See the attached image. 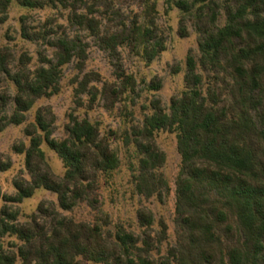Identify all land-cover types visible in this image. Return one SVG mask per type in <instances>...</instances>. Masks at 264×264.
Masks as SVG:
<instances>
[{
  "label": "trees",
  "instance_id": "16d2710c",
  "mask_svg": "<svg viewBox=\"0 0 264 264\" xmlns=\"http://www.w3.org/2000/svg\"><path fill=\"white\" fill-rule=\"evenodd\" d=\"M135 1L138 9L109 29L119 15L111 0H0V24L10 2L52 9L34 24L29 13L18 16L19 37L39 46L34 59L26 48L16 52L0 42V131L21 125L24 135L11 143L22 166L11 190L0 192V264H264V0H162L163 13L177 10L175 32L194 34L183 66L170 65L171 72L181 69L182 87L165 105L150 98L133 123L101 130L86 112L73 110L92 109L100 99L105 109L125 106L129 93L161 86L156 75L137 79L117 56V47H126L147 64L164 48L157 0ZM67 24L78 32H67ZM84 35L116 56L113 77L82 72ZM69 62L75 69L68 79L73 106L54 135L49 104H37L31 118L27 112L38 98L59 90ZM158 130L174 133L179 157L170 242L164 218L144 204L134 208L135 228L111 223L99 207V179L120 165L115 140L133 157L126 164L133 192L164 200L169 185L160 169L165 154L155 141ZM42 144L59 158L60 172ZM10 165L9 155L0 152V171ZM37 188L54 198L37 200L18 219L11 204ZM81 203L92 211L90 218L65 212Z\"/></svg>",
  "mask_w": 264,
  "mask_h": 264
},
{
  "label": "rangeland",
  "instance_id": "374dc122",
  "mask_svg": "<svg viewBox=\"0 0 264 264\" xmlns=\"http://www.w3.org/2000/svg\"><path fill=\"white\" fill-rule=\"evenodd\" d=\"M112 7L116 9L119 15L115 16V21L108 24L109 29H114L118 24L119 17L125 19L130 10L138 9L135 0H111ZM162 0H157L156 9L158 17L156 18L161 33L165 36L164 48L157 56L151 59L147 64H143L132 51L126 47H117V55L120 59L122 67L127 71H131L137 79H148L152 75H156L161 82V86L156 90H139L137 94L129 93L130 97L125 99V106H121L119 102L115 104L112 109H105L100 105L102 99L92 109L84 111L82 107H78L73 112L81 116L86 112L91 120H96L101 127V130L109 128L117 129L127 126L138 119L142 111H145V105L148 104L150 98H157L160 104L165 105L168 101L169 95L179 91L182 87L181 69L177 72H171L170 65L178 64L183 66V59L187 48L195 47V40L193 32L187 35L180 36L175 32L177 10L172 7L167 12L162 11ZM21 13H29L28 19L31 24L41 20L46 14L52 13L49 8H26L10 2L7 17L0 24V42H9V44L18 52L21 48H26L32 54L34 59L35 48L39 46L37 43L27 41L18 35V16ZM58 21H63V17L57 15ZM107 26V25H106ZM65 30L71 33L78 32L73 26H65ZM105 28V27H104ZM108 29V28H107ZM79 33H84L79 31ZM86 42L85 51L86 59L82 72L87 69L97 70L104 78H111L114 76L112 61L116 56H111L105 47L99 45L98 39L92 35H84ZM50 47L47 46V51ZM116 55V54H115ZM73 63H67L63 68V75L60 80L59 90L46 97L38 98L35 104L28 110L27 117L31 118L33 110L37 104H49L51 110L55 115L56 127L53 130L54 135H59L61 132V123L66 120L67 112L73 106L72 92L69 84V76L75 71ZM21 125L9 124L0 131V152L6 153L11 159V165L0 171V192H8L11 190V178L17 172L18 168L22 166L21 154L15 153L11 149V143L15 142L17 138H23L24 135L20 129ZM155 141L157 145L163 150L165 160L160 169L163 171L169 190L163 201H158L155 198L144 200L133 192L131 182L129 180V170L126 167L127 159L133 160L131 154L120 145L119 140H115L118 144V154L120 156V165L117 169L111 171L106 177L99 179V207L109 216L110 222H122L131 227H136L134 208L138 205H146L151 208L154 216H162L167 224L166 241H172V214H173V178L178 166V153L175 148V137L173 132L166 130H158L155 132ZM113 143V142H112ZM45 157L50 166L55 172H60L62 167L59 158L56 154L42 144ZM3 158V157H2ZM45 198L53 199L54 195L50 191L42 188H37L31 196L22 199L20 202H14L12 207L17 208V218L24 219L27 215L35 209L36 201ZM1 204V200H0ZM72 215L75 219H87L91 217L92 211L81 203L74 206L71 210L65 211ZM6 238V237H5ZM4 238V240H5ZM164 245V244H163ZM163 247V246H162Z\"/></svg>",
  "mask_w": 264,
  "mask_h": 264
}]
</instances>
